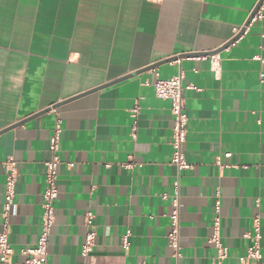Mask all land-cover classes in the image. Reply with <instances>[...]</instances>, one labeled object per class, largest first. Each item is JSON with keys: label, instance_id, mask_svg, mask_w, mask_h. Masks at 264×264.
I'll return each instance as SVG.
<instances>
[{"label": "crops", "instance_id": "1", "mask_svg": "<svg viewBox=\"0 0 264 264\" xmlns=\"http://www.w3.org/2000/svg\"><path fill=\"white\" fill-rule=\"evenodd\" d=\"M258 1L0 0V132L24 121L0 134V230L9 157L18 173L11 260L22 262L19 252L37 242L56 117L61 165L48 264H212L217 199L227 263L246 254L243 235L255 217L264 259V7L216 53L217 75L208 62ZM155 74H182L183 85L195 87L183 91L190 167L182 172L171 163L170 103L155 97ZM176 179L178 259L167 238ZM88 213L96 238L83 258Z\"/></svg>", "mask_w": 264, "mask_h": 264}, {"label": "built area", "instance_id": "2", "mask_svg": "<svg viewBox=\"0 0 264 264\" xmlns=\"http://www.w3.org/2000/svg\"><path fill=\"white\" fill-rule=\"evenodd\" d=\"M149 2L158 3L162 0H146ZM203 1V0H192ZM264 7V0L256 11L251 20L260 17V11ZM238 35V34H237ZM210 71L217 75L220 69V57L218 54H213L208 57ZM156 80L153 84L154 95L156 98L170 103V116L172 119L171 141L170 146L172 149V165L178 172L189 169L190 165L187 163L183 151V145L187 137V115L185 112V104L183 91L195 90L192 85H183V76L178 74L176 76L160 79L158 74H155ZM262 77V75H261ZM139 108L134 107L131 110V117L133 120L131 138L135 139L136 116ZM61 135V121L56 117L53 125L52 134L48 139V150L51 154L50 159L44 163V191L42 193V214L39 222V233L36 245L32 248L22 249L19 253L23 257L22 262L13 261V250L8 243L9 231V214L10 208L15 198V186L17 181V167L13 158L9 157L5 164L8 167L6 180L3 192V204L1 209V230H0V264H48L47 262V248L49 244V236L55 220V201L58 197L57 190V176L60 169L61 161L59 158V141ZM229 157V154L225 155ZM219 159L217 158V161ZM132 163L125 164L126 168H132ZM171 212L168 216L170 221V232L167 235L170 248L173 250V255L176 259L179 258V181L174 180L172 183V195L170 197ZM220 200L214 202L213 219H212V235L208 242L213 246L216 251L214 262L212 264H228L229 259L228 248L225 247L220 238ZM94 217L88 213L84 219L85 234L80 249V254L83 258L89 257L95 246L96 230L93 221ZM129 232L123 239V247L128 248ZM243 237L250 241L246 254L242 257L235 259L236 264H264V259L260 252V226L259 219H253L252 230L244 233Z\"/></svg>", "mask_w": 264, "mask_h": 264}, {"label": "water", "instance_id": "3", "mask_svg": "<svg viewBox=\"0 0 264 264\" xmlns=\"http://www.w3.org/2000/svg\"><path fill=\"white\" fill-rule=\"evenodd\" d=\"M262 1H263V0H259V1L257 2L256 6H255L254 9L251 11V13H250V15H249V17H248L246 23L244 24V26L242 27V29L239 31L238 35H236L232 40H230V41L227 42L225 45H223V47H221L220 49H218V50L215 51L214 53H211V55H212V54L219 53V52L222 51L224 48H226L228 45H230L232 42H234V40H235V39H236V38H237V37L243 32L244 28L249 24V22L251 21V19H252L253 16L255 15L256 11L258 10L259 6L261 5ZM172 60H174V58L166 59V60H164V61H162V62H160V63H157V64H155V65H152V66L149 67V68H155V67L158 66V65L167 64V63H169V62L172 61ZM119 80H122V79H119ZM119 80H118V81H119ZM115 82H117V81H115ZM109 84H113V83H109ZM105 86H108V85H104V86L98 87V88H96V89H94V90H92V91H90V92H94V91H96V90H99V89H101V88H104ZM54 108H56L55 105L49 107V109H46V110L42 111V113H39V114H43V113L48 112V111H50V110H52V109H54ZM36 116H38V115H34V116L31 117V118H34V117H36ZM23 123H24V121H21V122H19V123H16L15 125L9 127L8 129H5L4 131H1L0 134L6 132V131H8V130H11V129L15 128V127H18V126L22 125Z\"/></svg>", "mask_w": 264, "mask_h": 264}]
</instances>
